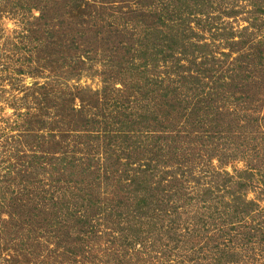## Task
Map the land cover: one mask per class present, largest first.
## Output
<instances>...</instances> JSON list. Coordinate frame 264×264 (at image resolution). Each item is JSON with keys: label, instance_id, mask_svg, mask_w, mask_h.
<instances>
[{"label": "rangeland", "instance_id": "1", "mask_svg": "<svg viewBox=\"0 0 264 264\" xmlns=\"http://www.w3.org/2000/svg\"><path fill=\"white\" fill-rule=\"evenodd\" d=\"M0 264H264V0H0Z\"/></svg>", "mask_w": 264, "mask_h": 264}]
</instances>
